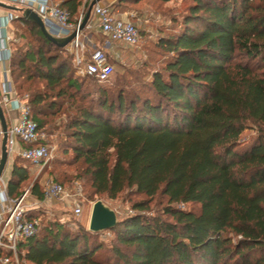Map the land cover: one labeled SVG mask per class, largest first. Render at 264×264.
Listing matches in <instances>:
<instances>
[{"label": "trees", "instance_id": "obj_1", "mask_svg": "<svg viewBox=\"0 0 264 264\" xmlns=\"http://www.w3.org/2000/svg\"><path fill=\"white\" fill-rule=\"evenodd\" d=\"M191 1L180 28L159 37L163 68L138 91L76 76L65 48L17 18L29 41L12 53L10 76L38 129L45 132L65 105L72 108L64 128L79 165L75 178L93 197L115 200L126 191L142 197L131 205L135 214L116 216L108 246L99 233L40 223L18 245L23 262L264 264V0ZM89 3L61 0L59 6L76 23ZM252 128L255 135L241 141ZM26 162L15 157L10 199L29 181ZM29 192L43 201L39 182ZM158 198L162 207L147 215ZM188 204L198 209L181 208ZM33 211L28 217L38 219Z\"/></svg>", "mask_w": 264, "mask_h": 264}, {"label": "built area", "instance_id": "obj_2", "mask_svg": "<svg viewBox=\"0 0 264 264\" xmlns=\"http://www.w3.org/2000/svg\"><path fill=\"white\" fill-rule=\"evenodd\" d=\"M0 3L32 11L42 22L45 31L55 39L67 38L76 31V37L65 47L72 56L75 75L91 77L102 85L109 83L115 72L114 65L109 61L104 49L119 44L139 48L143 42L136 26L131 21L118 17L111 5L101 6L98 3L92 8L93 15L97 17L99 31L105 38V48H97L90 39L83 36L90 28L88 25L79 31L83 16L80 15L76 23L72 22L69 13L52 0H0ZM17 18V15L9 13L0 27V75L9 76L12 84V89L2 95L0 105L2 109L9 107L16 110L19 115L18 122L6 130V149L8 156L15 154L42 169L50 158L46 145L47 135L38 129L36 122L31 118L27 96L17 95L10 76L11 45L15 40L8 30L11 22ZM3 135L0 130V136ZM18 141L24 146L15 150L14 146ZM0 195L3 199L0 211V264H24L17 250L18 245L34 237L40 227L39 219L28 217L32 209L27 204L29 189L20 197L10 199L7 196V183L1 176ZM43 195L44 201L67 205L76 217L82 214L85 199L83 188L79 184L64 188L49 179L44 185Z\"/></svg>", "mask_w": 264, "mask_h": 264}, {"label": "rangeland", "instance_id": "obj_3", "mask_svg": "<svg viewBox=\"0 0 264 264\" xmlns=\"http://www.w3.org/2000/svg\"><path fill=\"white\" fill-rule=\"evenodd\" d=\"M58 3L60 0H52ZM117 0L114 1L116 3ZM110 0H101L99 4H109ZM112 3V4H114ZM191 0H174L169 3H159L150 0H143L138 4H126L117 8L114 13L123 19L131 21L141 32L143 37L142 45L139 48H130L126 45L119 44L117 50L121 53L116 59L115 73L111 77L109 83L103 84L105 87L125 91H138L147 85L150 81L151 74L160 70L164 66L167 56L158 46L159 37L174 34L180 26L181 21L186 13ZM9 6V5H7ZM10 8H15L9 6ZM21 9L7 10L9 13H22ZM89 30L85 31L84 37L89 38ZM14 42L11 45L12 53L16 49H23L29 41L28 33L24 25L15 22L10 31ZM95 35V34H94ZM90 49V48H89ZM91 50V49H90ZM90 84L89 82L87 83ZM86 86V84H85ZM36 87H40L37 84ZM73 115L72 108L67 105L63 107V111L55 117L49 118L48 126L45 129L47 135V144L50 152V158L46 165L41 169L39 165L26 162L29 169V181L23 186V191L30 189L34 182H39L41 187L47 180L62 183L64 188H72L79 184L83 188L84 199L82 206V214L76 217L70 208L56 201H39L29 195L27 204L33 207V214L38 217L41 227H47L53 222L64 223L68 229L74 231L82 228L88 230L90 213L95 202L101 201L105 206L113 210L118 218L133 215L136 212L132 210L131 205L135 201L142 199L132 192H125L115 200H109L105 197L91 196L90 189L84 180L75 178L79 165L74 163L71 144L67 138V131L64 128L69 116ZM255 130L246 129L241 135V141H248L255 135ZM10 159V158H9ZM9 164L4 168L2 177L5 180L9 175ZM57 179V180H56ZM24 193V192H23ZM163 204L162 199H156L152 205L151 211H147V215H152L154 211L160 209ZM186 210H197V205L181 206ZM100 240L106 246L110 244L112 235L108 231L99 232ZM24 264H29L24 262Z\"/></svg>", "mask_w": 264, "mask_h": 264}, {"label": "water", "instance_id": "obj_4", "mask_svg": "<svg viewBox=\"0 0 264 264\" xmlns=\"http://www.w3.org/2000/svg\"><path fill=\"white\" fill-rule=\"evenodd\" d=\"M101 0H92L89 3L88 10L85 16V19L82 21L79 31H82L85 26L87 25V22L90 18L92 8L98 4ZM0 7L8 10H14L16 8H10L9 6L5 4L0 3ZM22 18L26 21H30L37 25L43 36L57 45L60 48H65L70 42L76 37L77 32L75 31L72 35H70L67 38L64 39H55L51 37L44 29L42 22L38 18V16L33 13L32 11L25 9L22 10ZM0 125L2 128V132L4 133L3 135V140H2V146H1V153H0V177L2 176V173L4 171V168L7 163L8 159V154H7V149H6V122L4 118V113L3 109L0 105ZM117 224V217L116 214L113 210L105 206L101 201H97L93 204L91 213H90V219H89V225H88V230L92 233H99L103 231H110L112 230Z\"/></svg>", "mask_w": 264, "mask_h": 264}, {"label": "crops", "instance_id": "obj_5", "mask_svg": "<svg viewBox=\"0 0 264 264\" xmlns=\"http://www.w3.org/2000/svg\"><path fill=\"white\" fill-rule=\"evenodd\" d=\"M61 1V0H60ZM60 1L58 2V4L60 3ZM87 1V0H86ZM115 0H110L109 4L108 5H112V3H114ZM56 3V2H55ZM101 5V4H100ZM107 4L105 5H101V6H108ZM13 7V6H12ZM17 8V7H15ZM20 9V8H18ZM8 10V9H7ZM22 11V9L20 10ZM9 14V12L5 11L4 8H1L0 7V27H1V23L2 21L4 20V18ZM11 14H14V15H17L18 17H22V13H11ZM15 22H18L19 24H22V22H20L19 20H14L11 22V25H10V28H9V33L11 31V27L12 25L15 23ZM87 25L90 27L89 28V38H90V41L92 42V44L97 47V48H105L104 47V41H105V38L101 35L100 31H99V27H98V21H97V17L93 15V13L91 12V15H90V19L88 20L87 22ZM0 34H1V31H0ZM95 34V35H94ZM11 35V34H10ZM102 38V39H101ZM101 40V45L99 43V41ZM118 48V45L117 46H113V47H110V48H105V52L108 56V59L109 61L112 63V62H116V59L118 57H120L121 53L119 52V50H117ZM122 56V55H121ZM9 64V63H8ZM12 89V84L10 82V77L9 76H2L0 75V99L2 97V95L7 92V91H10ZM3 113H4V118H5V122H6V126L7 128H10L12 125L16 124L18 122V119H19V115H18V112L12 108H9V107H5L3 108ZM0 130H2L1 128V125H0ZM2 140H3V136L1 137L0 136V153H1V146H2ZM24 145L21 144L19 141L15 144L14 146V149L17 150L18 148L20 147H23ZM15 157H17L15 154H12L10 156H8V159H7V163H6V166L9 164L10 168H9V175L7 176V178L5 179V182L7 183L9 178H10V175H11V171H12V167H13V164H14V160H15ZM10 158V159H9ZM5 166V167H6ZM2 205H3V199H2V196L0 195V211H1V208H2ZM32 209L31 210H35L33 207H31Z\"/></svg>", "mask_w": 264, "mask_h": 264}]
</instances>
